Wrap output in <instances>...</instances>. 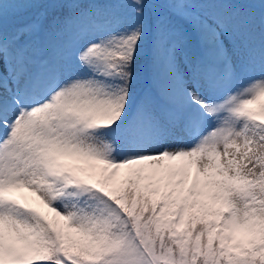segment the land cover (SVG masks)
Listing matches in <instances>:
<instances>
[{
    "label": "snow or ice",
    "instance_id": "obj_1",
    "mask_svg": "<svg viewBox=\"0 0 264 264\" xmlns=\"http://www.w3.org/2000/svg\"><path fill=\"white\" fill-rule=\"evenodd\" d=\"M0 264H264V0H0Z\"/></svg>",
    "mask_w": 264,
    "mask_h": 264
}]
</instances>
